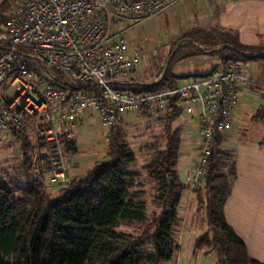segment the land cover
<instances>
[{"label": "trees", "instance_id": "obj_1", "mask_svg": "<svg viewBox=\"0 0 264 264\" xmlns=\"http://www.w3.org/2000/svg\"><path fill=\"white\" fill-rule=\"evenodd\" d=\"M20 0H1L0 13H9ZM201 54L214 55L218 66L229 62L264 61L263 45H245L229 31L193 28L171 45L159 77L149 84L136 79L119 81L115 88L128 95L152 94L174 87L182 79L171 71L174 62ZM264 93V84H251ZM166 113L153 119L146 108L152 142L141 148L150 156L138 164L131 141L134 123L117 115L108 131L105 156L65 184L44 187L45 160L21 130L11 135L19 142L21 161L12 174L0 177V264H159L173 261L178 244L175 227L188 183L179 176L182 156V115L171 96ZM252 120L264 121V104ZM226 136L213 143L206 165V181L194 190L197 209L204 211L206 230L197 235L193 250L212 255L216 264H264L250 256L244 241L226 222L224 205L236 178L233 149ZM264 144V138L258 142ZM140 150V149H139ZM67 157L75 154L73 141L64 142ZM40 167V168H39Z\"/></svg>", "mask_w": 264, "mask_h": 264}, {"label": "built area", "instance_id": "obj_2", "mask_svg": "<svg viewBox=\"0 0 264 264\" xmlns=\"http://www.w3.org/2000/svg\"><path fill=\"white\" fill-rule=\"evenodd\" d=\"M170 0H20L0 13V143L21 130L44 157L46 189L71 180L64 142L83 112L92 109L107 132L117 115L134 117L146 108L153 119L177 97L182 114L197 120L198 142L186 178L189 191L206 181L217 136L234 126L243 91L255 81L229 62L208 74L180 79L164 91L128 95L115 88L136 79L140 58L125 30L133 18L157 14ZM152 84V83H149Z\"/></svg>", "mask_w": 264, "mask_h": 264}, {"label": "crops", "instance_id": "obj_3", "mask_svg": "<svg viewBox=\"0 0 264 264\" xmlns=\"http://www.w3.org/2000/svg\"><path fill=\"white\" fill-rule=\"evenodd\" d=\"M159 14L163 16L172 39H177L185 31L193 28H205L229 31L245 45H263L264 43V0H170L168 7ZM128 42L133 49L130 41ZM243 71L252 78L256 77V74L264 76L262 66L253 65ZM172 73L175 74L173 71ZM158 75L149 80L144 78H137V80L151 83L158 78ZM252 94L256 97L261 96L260 92L252 89V85L249 84L243 91L241 101L243 100L244 104L240 102L234 122L236 118L243 116L246 106L251 105L257 108L262 104L260 102L249 104L248 97ZM138 116L139 114L132 118L128 116L124 120L133 122ZM91 119H93L92 125ZM190 120L184 126L178 122L183 127L182 166L191 163L198 142L197 120L195 118ZM87 126L93 128L96 133V136L91 139L97 142V150L94 148L95 152L90 153L88 157L78 156V153L83 151L78 144L85 140L83 129ZM72 135L77 152L69 156L72 164L71 177L83 174L95 161L102 159L106 154L108 141V132L101 127L99 118L92 109L83 112L77 125L72 129ZM229 135V132L225 135L227 147H231L232 144H230ZM235 153L237 175L224 205L225 220L244 241L250 256L264 262V145L242 142L237 144ZM199 234L201 233L178 235V249L173 260L174 264H216L212 255L202 251L194 252L193 242Z\"/></svg>", "mask_w": 264, "mask_h": 264}, {"label": "rangeland", "instance_id": "obj_4", "mask_svg": "<svg viewBox=\"0 0 264 264\" xmlns=\"http://www.w3.org/2000/svg\"><path fill=\"white\" fill-rule=\"evenodd\" d=\"M128 25L129 27L125 30L126 36L132 44L131 46L133 49L138 52L140 58L137 78L148 80L153 79L156 75H160V72L167 62L171 45L176 39H172L171 33L166 27L167 25L165 24L164 18L159 13L140 18H133L128 22ZM253 65L262 66L264 69V61H251L246 64H241V67L244 70ZM217 66L218 58L216 56L201 54L174 62L171 66V70L183 79L186 77L206 75ZM255 76L256 77L253 78L256 79V81L264 82V76L257 74ZM248 98L250 99V102H248L249 104H255L258 102L264 104V94L260 97H256L252 94L249 95ZM242 101L241 104L243 105L244 102ZM255 110L256 108L251 105L246 106L243 116L236 118L234 126L229 131V138H231L230 144L232 143L230 145L231 147H227L226 145L225 147L233 149L236 152L237 144L242 142L258 144V142L264 138V121L251 119V115ZM145 121V117H136V119L133 120L134 126L131 127L130 132V139L136 150L138 157L137 162L139 165H142L150 156V151L141 147L153 141L151 133H157V130L153 129L151 132L149 128H146ZM188 121L191 120L189 116L185 114H182L178 119L179 124L181 123L183 126ZM90 123L92 125L93 119H91ZM191 124H193V122H191ZM95 126H98V124H95ZM83 131L85 133V140H83L81 144H78L79 147L81 146L83 148V151H80L78 156L88 157L90 153L95 152L94 148L97 150V142L91 139L96 136V133L93 131V128L89 126L84 128ZM19 146V142L16 139L8 136L2 143H0V177L5 176V174H12L14 169L18 167V164L21 161ZM178 167L181 180L187 184L188 180L186 177L191 174L192 163L182 166L180 158ZM48 178V175L45 174V181H47ZM193 193L194 192L187 190L185 199L179 207V220L175 227L176 238H179L181 233H202L206 230V222L203 218L204 211L200 207L197 209L198 204ZM159 264H174V262L167 261Z\"/></svg>", "mask_w": 264, "mask_h": 264}, {"label": "water", "instance_id": "obj_5", "mask_svg": "<svg viewBox=\"0 0 264 264\" xmlns=\"http://www.w3.org/2000/svg\"><path fill=\"white\" fill-rule=\"evenodd\" d=\"M222 264H225V260L224 259H222Z\"/></svg>", "mask_w": 264, "mask_h": 264}]
</instances>
